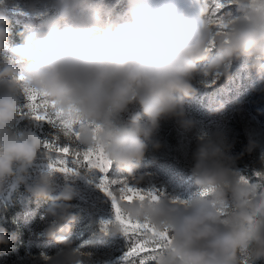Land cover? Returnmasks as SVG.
<instances>
[{
	"label": "clouds",
	"instance_id": "clouds-1",
	"mask_svg": "<svg viewBox=\"0 0 264 264\" xmlns=\"http://www.w3.org/2000/svg\"><path fill=\"white\" fill-rule=\"evenodd\" d=\"M47 2L56 17L36 30L26 26L18 33L22 42L11 47V21L3 10L9 5L7 0L0 4V186L10 177L26 184L29 168L45 147L33 131L17 128L21 118L42 121L30 113L20 115L28 113L29 94L47 101L72 125L79 149L102 150L110 165L139 188L144 176L134 173L149 147L161 148L154 138L161 121L174 120L186 130L196 127L185 105L197 92V77L227 78L241 58L264 74V0H233L237 14L221 16L226 27L219 30L216 0H127L115 13L106 0ZM11 10L40 15L35 0L25 7L11 5ZM222 110L220 105L212 111ZM199 138L192 152L195 193L187 199L161 194L120 200V214L150 224L149 241L168 233L155 264L264 261V187L235 169L239 157L229 154L231 145L222 131L202 132ZM255 147L250 140L244 151ZM57 171L53 162L26 184L32 196L52 201L43 235L63 248L48 261L86 264L85 254L67 238L68 222L76 218L70 203L75 190L66 182L52 195ZM258 174L264 180V168ZM103 230L124 233L116 218ZM9 242L0 227V245Z\"/></svg>",
	"mask_w": 264,
	"mask_h": 264
},
{
	"label": "rangeland",
	"instance_id": "rangeland-1",
	"mask_svg": "<svg viewBox=\"0 0 264 264\" xmlns=\"http://www.w3.org/2000/svg\"><path fill=\"white\" fill-rule=\"evenodd\" d=\"M6 0H0L4 4ZM29 0H7L9 7L3 10L16 25L33 30L45 26L56 15V9L47 0H35L38 16H24L11 10V5L25 7ZM112 11L120 12L127 0H106ZM224 7L217 15L237 14L236 7L229 0H222ZM22 42L21 37L9 38V47ZM230 75L220 76L213 82L212 78L204 80L197 77L194 81L196 94L186 101V115L196 122L192 129L182 128L176 121H161L155 139L161 143L159 150L149 147L135 175H143L144 180L138 186L144 191H153L157 196L180 197L187 199L197 191L198 186L191 174L192 152L200 142L202 132L222 131L231 145L229 154L239 157L235 169L251 183L264 187L258 173L264 168L261 164L264 155V74H257L248 67L246 58L234 62L229 68ZM21 103L24 98L21 97ZM223 105V110H212ZM23 117V116H22ZM18 130L30 129L37 134L43 143L53 142L63 147L65 138L59 129L47 121L29 123L21 118ZM256 147L249 153L245 147L249 141ZM243 153V155H241ZM60 153L42 147L33 165L25 176L27 185H31L40 173L53 162L58 161ZM70 157L67 161L69 172L57 171L52 195L63 190L65 183H70L76 195L70 201L72 213L76 217L70 221V232L67 238L85 254L86 264H126L123 259L129 250L131 240L124 233L112 234L103 230V222L115 219L112 199L98 186L102 177L109 180L127 179V174L110 165L106 173L91 168L86 164H75ZM56 167H59L56 164ZM83 175V176H82ZM131 184V181H129ZM25 183H16L14 178L5 180L0 186V223L5 220V210L12 206V197L16 198V221L24 231V247L11 244V247L0 245V264H49L48 258L55 257L63 248L53 237L43 235L51 218L45 212L52 201L45 197H34L26 190ZM15 185V186H13ZM13 186V188H12ZM115 187V186H113ZM11 193L10 198L8 197ZM14 194V195H13ZM4 196H6L4 198ZM143 255V254H141ZM242 260L245 258L242 257ZM145 264H155V259H146ZM256 264H264L258 261Z\"/></svg>",
	"mask_w": 264,
	"mask_h": 264
},
{
	"label": "snow or ice",
	"instance_id": "snow-or-ice-1",
	"mask_svg": "<svg viewBox=\"0 0 264 264\" xmlns=\"http://www.w3.org/2000/svg\"><path fill=\"white\" fill-rule=\"evenodd\" d=\"M231 2H233V0H229V3ZM216 4L219 10L224 7L222 0H216ZM217 17L218 30L225 28L226 25L223 24L222 17L219 15H217ZM27 99L28 103L25 107L28 113L21 112L20 115L24 116L30 113L37 120L47 121L53 124L59 129L66 140L63 147L58 146L55 140H53V142L44 143L45 148L57 153H62L60 159L56 161V164L59 165L57 170L64 172L71 171V169L66 166L70 157H73L71 160L75 164H86L91 168L99 169L103 173L109 170L110 161L104 157L102 150H81L75 145L74 138L76 133L74 128L69 122L62 120L59 113H57L47 101L41 100L34 94H29ZM98 186L112 199L115 218L123 225L125 235L131 240L129 250L123 258L126 264H145L146 259H155V255L167 242H169L168 233H160V238L158 240L149 241L146 239V235L149 232H154L152 226L147 222H133L122 216L118 207V201H131L133 199L143 200L146 198H156L157 195L153 191H144L143 189L134 187L127 179L109 180L107 176H104L101 178ZM103 223L104 225L108 224V222ZM245 264H247V262H245Z\"/></svg>",
	"mask_w": 264,
	"mask_h": 264
},
{
	"label": "trees",
	"instance_id": "trees-1",
	"mask_svg": "<svg viewBox=\"0 0 264 264\" xmlns=\"http://www.w3.org/2000/svg\"><path fill=\"white\" fill-rule=\"evenodd\" d=\"M10 29L11 32H13L14 36L21 37L20 35H18V33H20L24 29V27L22 25H16L11 22ZM12 200V206L5 210V220L4 222L0 223V227L6 229L7 236L10 241L7 245H5L6 247H11V244L18 247H24L27 240L25 238L24 231L16 221V198L12 197Z\"/></svg>",
	"mask_w": 264,
	"mask_h": 264
},
{
	"label": "bare ground",
	"instance_id": "bare-ground-1",
	"mask_svg": "<svg viewBox=\"0 0 264 264\" xmlns=\"http://www.w3.org/2000/svg\"><path fill=\"white\" fill-rule=\"evenodd\" d=\"M82 176H83V175H82ZM13 186H15V185H13ZM13 186H12V188H13ZM9 194H10V192H9ZM9 194H8V197L4 196V198H5V197H6V199H7V198H10Z\"/></svg>",
	"mask_w": 264,
	"mask_h": 264
},
{
	"label": "water",
	"instance_id": "water-1",
	"mask_svg": "<svg viewBox=\"0 0 264 264\" xmlns=\"http://www.w3.org/2000/svg\"><path fill=\"white\" fill-rule=\"evenodd\" d=\"M11 195V193L9 194V196Z\"/></svg>",
	"mask_w": 264,
	"mask_h": 264
}]
</instances>
